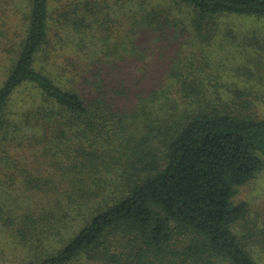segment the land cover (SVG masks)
I'll return each instance as SVG.
<instances>
[{
    "label": "trees",
    "instance_id": "1",
    "mask_svg": "<svg viewBox=\"0 0 264 264\" xmlns=\"http://www.w3.org/2000/svg\"><path fill=\"white\" fill-rule=\"evenodd\" d=\"M55 2L29 1L0 87V142L48 174L40 212L7 219L19 257L0 264H264V223L236 201L264 171V118L224 92L211 49L264 0Z\"/></svg>",
    "mask_w": 264,
    "mask_h": 264
},
{
    "label": "rangeland",
    "instance_id": "2",
    "mask_svg": "<svg viewBox=\"0 0 264 264\" xmlns=\"http://www.w3.org/2000/svg\"><path fill=\"white\" fill-rule=\"evenodd\" d=\"M29 1L0 0V87L5 82L12 66L11 61L25 38ZM58 1L56 0L55 5L59 4ZM221 31L222 36L218 35L217 45H212L211 49L214 51L213 66L220 71L222 86L225 84L222 88L226 93L233 90V93L245 94V101L253 113L264 118V17L232 18L223 22ZM225 32H233V38L224 39ZM34 97L32 88H22L17 94L18 105H28ZM46 169L44 159L23 141L21 143L20 139L0 142L1 262L19 257L13 256L16 247L9 241L10 236L4 233L7 219H22L27 210L37 213L40 212V206L46 204V200H41L39 190H35L41 178L45 179ZM236 201L246 204V219L250 225L263 226L264 171L240 189ZM71 264L95 263L81 258Z\"/></svg>",
    "mask_w": 264,
    "mask_h": 264
}]
</instances>
